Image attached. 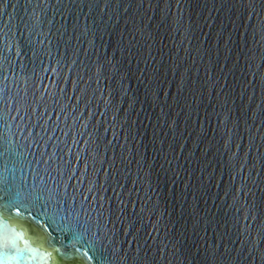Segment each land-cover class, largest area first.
<instances>
[{"label":"water","instance_id":"95a60500","mask_svg":"<svg viewBox=\"0 0 264 264\" xmlns=\"http://www.w3.org/2000/svg\"><path fill=\"white\" fill-rule=\"evenodd\" d=\"M0 264H264V0H0Z\"/></svg>","mask_w":264,"mask_h":264}]
</instances>
